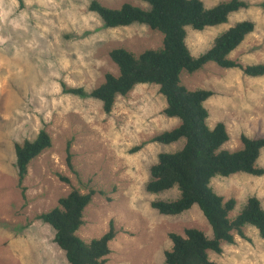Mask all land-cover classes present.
Instances as JSON below:
<instances>
[{"label": "rangeland", "instance_id": "obj_1", "mask_svg": "<svg viewBox=\"0 0 264 264\" xmlns=\"http://www.w3.org/2000/svg\"><path fill=\"white\" fill-rule=\"evenodd\" d=\"M92 1L0 0V264H67L53 229L38 216L57 207L72 189L105 193L95 195L86 208L78 236L86 242L100 238L113 221L118 235L106 264H165L164 254L172 248L170 233L195 228L213 237L197 207L178 216H163L151 207L179 196L177 189L153 195L146 186L159 155L182 147V141L169 146L149 142L180 123L165 116V98L156 85H139L127 97H118L110 114L90 97L63 92V85L91 92L106 74L118 75L109 58L113 49L139 55L162 45V35L145 25L106 28L89 10ZM97 1L111 9L123 4L149 8L140 0ZM201 1L212 8L230 0ZM241 1L247 7L225 24L201 32L187 28L192 56L204 54L217 37L250 21L254 32L229 58L243 66L264 64V0ZM181 81L188 89L213 93L205 103L208 125L222 123L230 136L222 150H240L243 135L264 137V77L251 78L240 69L210 63L193 74L183 72ZM41 130L50 135L52 147L31 163L23 196L15 144L33 141ZM69 144L76 173L66 164ZM257 166L264 169V151ZM212 187L225 199H235L231 219L251 197L264 209V176L218 177ZM244 232L248 240L236 236L235 245H222L221 255L210 252L211 261L264 264V240L252 227Z\"/></svg>", "mask_w": 264, "mask_h": 264}, {"label": "trees", "instance_id": "obj_2", "mask_svg": "<svg viewBox=\"0 0 264 264\" xmlns=\"http://www.w3.org/2000/svg\"><path fill=\"white\" fill-rule=\"evenodd\" d=\"M140 1L149 8L123 4L119 9H111L93 0L89 10L101 19L106 28H125L134 24L147 26L162 35L161 47L139 55L124 48L113 49L109 58L118 68V75L106 74L104 82L91 92L66 85H63V92L81 98L90 97L102 104L105 114H110L117 98L127 97L137 86L158 87L166 102L165 116L180 123L149 142L169 146L182 141V147L159 155L146 186L147 192L153 195L177 189L179 196L174 200L155 201L151 207L163 216H178L197 207L213 232L212 238L195 228L186 229L183 234L170 233L172 248L164 254L165 264H218L211 261L209 253L221 255L222 245H235L236 236L248 240L245 227L256 229L264 240L261 201L257 197L249 198L238 216L231 219L235 199H225L212 187V181L218 177L229 178L236 174L264 176V169L257 166L264 151V137L243 135L240 150H222L230 140L229 133L222 123L213 128L208 125L209 113L205 107L213 93L188 89L182 84L181 76L183 72L193 74L214 63L222 69H240L251 78H263L264 64L243 66L229 58L254 32L255 24L250 21L238 23L217 37L207 52L194 57L186 43L187 28L201 32L225 24L230 15L245 9L247 4L241 0H230L207 8L201 0ZM144 145L134 152L140 151ZM51 147V137L45 130H41L33 141L15 144L18 187L23 196L31 163ZM66 164L71 172L76 173L70 144ZM61 180L70 184L66 178L61 177ZM97 194L105 195L93 189L85 194L72 189L59 200L57 207L38 216V220L53 229L54 242L65 254L67 264H106L112 253L111 243L118 235L113 221L100 238L86 242L78 236L84 225V212Z\"/></svg>", "mask_w": 264, "mask_h": 264}]
</instances>
